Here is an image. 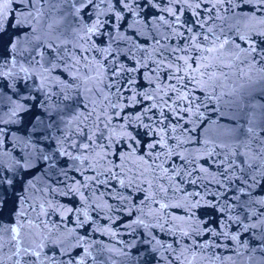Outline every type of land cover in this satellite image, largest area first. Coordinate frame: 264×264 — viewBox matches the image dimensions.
I'll return each instance as SVG.
<instances>
[{"label":"snow or ice","instance_id":"6c2138e0","mask_svg":"<svg viewBox=\"0 0 264 264\" xmlns=\"http://www.w3.org/2000/svg\"><path fill=\"white\" fill-rule=\"evenodd\" d=\"M0 264H264V0H0Z\"/></svg>","mask_w":264,"mask_h":264}]
</instances>
